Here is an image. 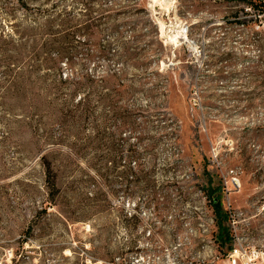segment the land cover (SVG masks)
I'll use <instances>...</instances> for the list:
<instances>
[{
    "label": "rangeland",
    "instance_id": "obj_1",
    "mask_svg": "<svg viewBox=\"0 0 264 264\" xmlns=\"http://www.w3.org/2000/svg\"><path fill=\"white\" fill-rule=\"evenodd\" d=\"M31 1L19 19L88 21L61 65L103 77L86 86L100 109L0 108V264H264V17L239 0Z\"/></svg>",
    "mask_w": 264,
    "mask_h": 264
},
{
    "label": "trees",
    "instance_id": "obj_2",
    "mask_svg": "<svg viewBox=\"0 0 264 264\" xmlns=\"http://www.w3.org/2000/svg\"><path fill=\"white\" fill-rule=\"evenodd\" d=\"M26 1L0 0V3L5 4L12 2L13 7L5 14L7 19L14 20V23L8 25L10 29L0 30V85L6 87V90L0 93V108H6L7 100H12L16 104L14 108H19L22 112L29 110L30 113H97L100 109L101 95L98 91L94 94H91V91L87 93V87L89 84H99L103 81V77L89 75L84 71L85 67L80 71L72 72L71 75H65L61 65L66 57L69 65L74 66L69 55L80 46L81 39H78L84 31L82 24L88 21L81 23L79 27L75 26V31H72L66 27L76 18L72 19L63 12L55 15V11H43L38 8L34 9V12L39 15L35 16L31 23L27 20L30 19L28 15L22 19L17 17L22 9L33 10L28 7ZM84 1L81 0L78 4L82 2L81 5H84ZM239 1L245 7L244 12L249 16L255 17L257 21L264 17V0ZM78 15L82 18L90 17L87 13L83 14V11ZM115 16L106 15L104 19L108 21L112 17L114 21ZM87 28L88 26L85 27ZM109 30L113 34H118L119 26L111 25ZM116 46H120L118 49L122 47L118 44ZM43 168L48 189L54 197L58 190L57 175L48 157H43ZM208 199L215 205L220 217L218 223H223L229 218L228 212L222 213L221 197L212 199L209 196ZM219 228H222L220 224Z\"/></svg>",
    "mask_w": 264,
    "mask_h": 264
}]
</instances>
